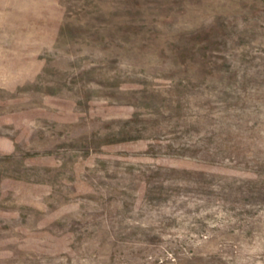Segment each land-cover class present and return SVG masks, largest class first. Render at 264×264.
<instances>
[{"label": "rangeland", "instance_id": "obj_1", "mask_svg": "<svg viewBox=\"0 0 264 264\" xmlns=\"http://www.w3.org/2000/svg\"><path fill=\"white\" fill-rule=\"evenodd\" d=\"M0 264H264V0H0Z\"/></svg>", "mask_w": 264, "mask_h": 264}]
</instances>
